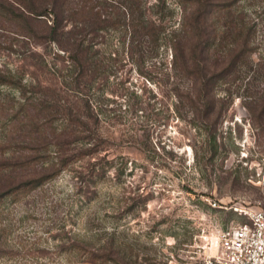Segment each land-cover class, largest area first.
Listing matches in <instances>:
<instances>
[{"label":"rangeland","instance_id":"rangeland-1","mask_svg":"<svg viewBox=\"0 0 264 264\" xmlns=\"http://www.w3.org/2000/svg\"><path fill=\"white\" fill-rule=\"evenodd\" d=\"M51 1L33 7L52 10ZM162 1L133 7L171 31L183 8ZM127 2L63 0L60 20L73 30L84 6L118 19ZM217 2L232 14L208 25L235 30L237 43H223L239 62L215 70L223 77L209 109L187 98L190 77L173 79L171 49L131 55L123 30L68 37L69 48L92 41L98 53L99 72L80 95L45 21L14 16L23 10L0 0L14 12L0 7V264H204L218 231L249 224L244 213L264 201V0ZM79 119L99 131L102 150L73 142L89 135Z\"/></svg>","mask_w":264,"mask_h":264},{"label":"trees","instance_id":"trees-1","mask_svg":"<svg viewBox=\"0 0 264 264\" xmlns=\"http://www.w3.org/2000/svg\"><path fill=\"white\" fill-rule=\"evenodd\" d=\"M176 1L183 8V17L179 26L171 31H167L161 21L158 23L147 18L142 8H139L140 11L138 13L140 15L137 16L134 7L140 6L142 3L140 0H128L122 10L124 12L118 19L107 18L103 13L97 11L96 7L87 8L84 6L80 11L75 10L74 14L71 15L72 17L75 16L76 19L74 24H72L73 30L68 32L65 31L67 26L62 25L63 22L60 20L62 18L61 14H64V11L60 7V5H63V0H52V10L45 8L40 12H37L33 7V0H9L11 8L13 10L14 8L22 9L23 14H16L11 8H7L2 4H0V7L7 10L10 14L14 13V16L17 17L31 21H45L44 23H40H43L49 31L51 42L60 51L56 53V58L61 59L66 66V70H69L74 75L68 85L73 88V91L79 90L80 95H84V90L81 88L87 87V85L90 88L99 72L96 66V56L98 53H96L97 51L94 52L92 41H89V43L86 40L77 41V44L75 43V50L69 48V44L66 45L68 37L75 34H87L95 38H103L105 34H110L113 30L115 31L114 33L117 30H123V33H125L123 38H125V41L129 45L128 49L131 55L137 52L141 56L145 46L155 49L157 53L162 48L171 49L173 52V79L190 77L192 82L196 84V88L194 87L191 94H188V97H186L190 101H208V108L211 109L213 107L212 102L215 100V89H217V84L220 82L222 76L221 73H216L215 70L219 68L222 62H227L229 67L234 69L239 60L237 57H234V50L230 49L228 45V48H226V45L224 46L223 43L225 38L229 36L237 43L238 38H236L235 30L229 27L226 31L217 24H214L213 27L209 26L208 18L220 16L222 13H226L225 15L228 18L232 14V8L225 7L223 9L217 0H210V5L205 4L204 0ZM161 3L165 4L166 2L164 0ZM81 13H84V15L79 17ZM48 16H55V20L51 25L48 24V21L40 19ZM174 88L176 98L184 96V93L181 94V89L177 83H175ZM177 94L180 95L177 96ZM80 101L86 104L85 108L89 116L86 119H92L93 124L97 127L100 124V119L94 113L91 101L86 99V97H83ZM77 122L78 127H75L76 130L86 128L89 135L82 137L84 136L82 135L84 134L83 132L86 131H80L78 133L80 135L77 136L78 139H75L73 142L80 143L83 147L88 148L86 149L87 153L102 150L97 134L99 131L88 130L86 121L79 119ZM71 142L70 135L64 136L63 139L61 138L62 144L59 146L64 149Z\"/></svg>","mask_w":264,"mask_h":264},{"label":"built area","instance_id":"built-area-1","mask_svg":"<svg viewBox=\"0 0 264 264\" xmlns=\"http://www.w3.org/2000/svg\"><path fill=\"white\" fill-rule=\"evenodd\" d=\"M244 214L249 224L218 231L216 254L204 264H264V201Z\"/></svg>","mask_w":264,"mask_h":264}]
</instances>
